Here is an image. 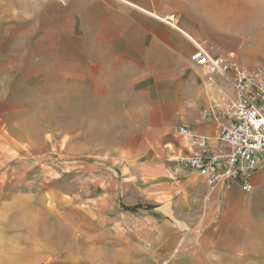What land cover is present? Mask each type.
<instances>
[{
	"label": "crops",
	"instance_id": "1",
	"mask_svg": "<svg viewBox=\"0 0 264 264\" xmlns=\"http://www.w3.org/2000/svg\"><path fill=\"white\" fill-rule=\"evenodd\" d=\"M19 1L37 27L53 28L62 44L55 57L69 60L65 78L116 90L109 105L143 114L136 141L99 178L98 198L90 197L97 203L91 226L144 264H215L217 252L229 258L238 227L252 224L251 200L236 183L210 189L178 160L203 153L199 136L205 155L229 150L216 135L223 117L204 119L202 110L223 109L236 94L224 77L208 80L190 56L199 45L242 63L264 59V0ZM173 12L175 25L161 20ZM252 184L264 189V159Z\"/></svg>",
	"mask_w": 264,
	"mask_h": 264
},
{
	"label": "rangeland",
	"instance_id": "2",
	"mask_svg": "<svg viewBox=\"0 0 264 264\" xmlns=\"http://www.w3.org/2000/svg\"><path fill=\"white\" fill-rule=\"evenodd\" d=\"M55 39L19 0H0V264H144L88 220L99 178L136 141L142 111L109 105L116 90L65 78L69 60L55 57ZM244 194L252 224L215 264H264V189Z\"/></svg>",
	"mask_w": 264,
	"mask_h": 264
},
{
	"label": "built area",
	"instance_id": "3",
	"mask_svg": "<svg viewBox=\"0 0 264 264\" xmlns=\"http://www.w3.org/2000/svg\"><path fill=\"white\" fill-rule=\"evenodd\" d=\"M176 14L161 18L175 25ZM196 65L204 68L211 80L213 75L224 77L233 88L236 98L228 101L223 109L210 106L202 110V117L218 118L217 139L229 150L205 155L206 141L203 136L196 140L203 153L178 160L205 178L210 189L222 186L230 189L236 183L244 193L253 189L252 178L264 159V64L254 68L246 66L236 57L226 58L197 45L190 56ZM180 133L190 135L180 127Z\"/></svg>",
	"mask_w": 264,
	"mask_h": 264
},
{
	"label": "trees",
	"instance_id": "4",
	"mask_svg": "<svg viewBox=\"0 0 264 264\" xmlns=\"http://www.w3.org/2000/svg\"><path fill=\"white\" fill-rule=\"evenodd\" d=\"M122 208L125 209V210H136L138 209L140 206H125L123 204H121Z\"/></svg>",
	"mask_w": 264,
	"mask_h": 264
}]
</instances>
